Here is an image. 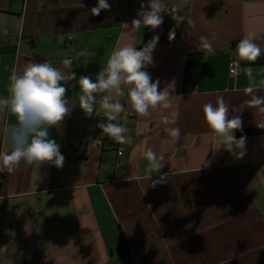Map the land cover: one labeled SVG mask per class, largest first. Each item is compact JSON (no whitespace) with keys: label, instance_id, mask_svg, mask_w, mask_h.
I'll list each match as a JSON object with an SVG mask.
<instances>
[{"label":"crops","instance_id":"crops-1","mask_svg":"<svg viewBox=\"0 0 264 264\" xmlns=\"http://www.w3.org/2000/svg\"><path fill=\"white\" fill-rule=\"evenodd\" d=\"M108 2L93 15L97 0H0V98L10 96L12 75L29 63L64 71L70 58L77 79L94 80L115 49L141 48L158 34L147 71L172 100L170 109L140 117L125 88L119 122L132 142L117 144L96 126L102 111L85 116L79 85L69 81L70 114L49 128L63 166L21 161L0 173V264H264V112L247 104L251 95L264 97V86L244 91V69L264 68V50L255 61L240 60L233 43L259 37L254 42L264 46V0H164L182 21L161 13V25L135 33L131 21L147 0ZM201 36L214 54L196 48ZM233 58L239 67L232 76ZM218 98L229 106L228 118L241 119L233 132L245 137L242 158L217 148L204 119V104ZM173 110L179 118L166 125L162 117ZM15 122L0 114V129ZM166 127H178L179 138ZM149 148L164 167L148 181ZM9 150L0 132V151Z\"/></svg>","mask_w":264,"mask_h":264},{"label":"clouds","instance_id":"clouds-1","mask_svg":"<svg viewBox=\"0 0 264 264\" xmlns=\"http://www.w3.org/2000/svg\"><path fill=\"white\" fill-rule=\"evenodd\" d=\"M111 7L108 0H97L90 9L93 15H98L102 9ZM161 13H170L179 24L178 13L170 9L164 0H147V6L142 2L137 12L139 18L131 21L130 31L135 33L145 26L157 28L163 23ZM174 33L170 32L169 39ZM259 37H244L236 45V54L240 60L255 61L264 46L254 42ZM159 40V35L153 37L137 48L132 44L118 47L109 56L106 66L96 73L93 80L90 76L82 75L78 79L76 73L71 71L73 62L70 58L62 61L64 71L54 67L47 61L42 63H29L20 74L11 77L10 96L0 98V114L11 113L15 123L0 129L8 139L10 150L0 151V173H12L17 165L23 161L26 165H39L47 162L57 168L63 166L64 156L60 151V144L49 138V128L60 126L71 109L65 97L66 85L74 81L79 85L78 104L85 116H92L96 112H103L105 120L98 122L97 127L109 140L117 144L131 143L132 138L127 135V128L120 123L121 114L125 106L118 97L125 95L131 109L140 117H148L155 109L167 110L172 107L170 95L158 90V80H153L147 68L153 64L152 52ZM198 50L206 54H214L215 49L208 38L201 36L196 43ZM264 73V68L256 70L246 67L244 74L249 81L246 93H253L256 86H264V77L257 81V76ZM103 94V95H100ZM99 95V101L97 96ZM99 107H94L96 104ZM249 106H258L264 112V97L251 95L247 101ZM235 111V109H234ZM204 119L208 127L216 134L219 147L223 146L237 159L245 155V137L236 138L233 130L241 129V119L238 115L228 118L229 106L218 98L215 105L211 102L203 106ZM179 113L175 110L162 117L166 125L175 124ZM165 132L175 141L180 136L178 127H166ZM147 160L145 177L149 181L154 173L164 167L162 156H158L152 149L144 152ZM163 174L158 180H152V186L163 182Z\"/></svg>","mask_w":264,"mask_h":264},{"label":"built area","instance_id":"built-area-1","mask_svg":"<svg viewBox=\"0 0 264 264\" xmlns=\"http://www.w3.org/2000/svg\"><path fill=\"white\" fill-rule=\"evenodd\" d=\"M70 39L72 37H69ZM239 61L236 58H233L229 62V74L236 75L238 73ZM118 155H122V150L118 151Z\"/></svg>","mask_w":264,"mask_h":264},{"label":"trees","instance_id":"trees-1","mask_svg":"<svg viewBox=\"0 0 264 264\" xmlns=\"http://www.w3.org/2000/svg\"><path fill=\"white\" fill-rule=\"evenodd\" d=\"M233 43H235V44L238 43V40L234 41Z\"/></svg>","mask_w":264,"mask_h":264}]
</instances>
